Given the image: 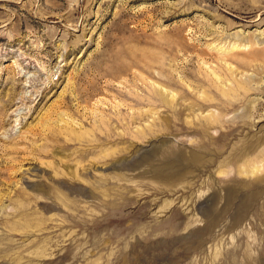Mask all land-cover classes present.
<instances>
[{"label": "rangeland", "instance_id": "obj_1", "mask_svg": "<svg viewBox=\"0 0 264 264\" xmlns=\"http://www.w3.org/2000/svg\"><path fill=\"white\" fill-rule=\"evenodd\" d=\"M0 264H264V0H0Z\"/></svg>", "mask_w": 264, "mask_h": 264}, {"label": "bare ground", "instance_id": "obj_2", "mask_svg": "<svg viewBox=\"0 0 264 264\" xmlns=\"http://www.w3.org/2000/svg\"><path fill=\"white\" fill-rule=\"evenodd\" d=\"M239 47H243V45H237V44H235V45H233L232 47H231V50L230 51H233V50H235V49H238ZM210 118L212 119V123L211 124H214L217 120H219L220 119V116H215V115H212V116H210ZM158 151V150H157ZM152 153H150L149 154V152L146 154V155H144L142 158H141V161L142 160H145V161H149V159H152V160H154V154H152ZM166 154V153H165ZM168 154V153H167ZM150 155H151V158H150ZM156 158H157V156H155ZM162 157V156H161ZM165 159H169L168 161L170 162V160H172V162H173V164L175 165V166H169V167H166V168H163L162 167V169H161V172H159L156 176L157 177H165V178H169V179H173V177H176V176H179V174L180 173H182L181 172V168L183 167V169H184V167H187L188 168V166H191V165H193V164H204V165H206V163H208V161H202V158L197 154V153H195V152H192V153H190V155L189 156H183L182 154H180V153H173V154H171V155H165ZM151 160V161H152ZM151 161H149V162H151ZM156 161H158V160H156ZM166 161V160H165ZM161 162V161H160ZM159 163V162H158ZM157 163V164H158ZM151 164V163H150ZM161 164V163H160ZM164 164V163H163ZM154 165V164H153ZM255 169H259V167L257 166H253L251 169H249V168H247L246 167V170H245V173H255ZM182 177H184V175L183 174H181L180 175V177L179 178H182ZM86 180H87V178H86ZM99 181V180H98ZM88 182H89V180H88ZM91 182V181H90ZM96 182V181H95ZM96 183H98V182H96ZM99 183H100V181H99ZM102 183V182H101ZM100 183V184H101ZM99 184V185H100ZM96 188H99V187H101V185L100 186H95Z\"/></svg>", "mask_w": 264, "mask_h": 264}]
</instances>
